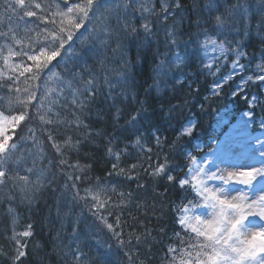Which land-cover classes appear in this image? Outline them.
<instances>
[{
	"label": "snow or ice",
	"instance_id": "snow-or-ice-1",
	"mask_svg": "<svg viewBox=\"0 0 264 264\" xmlns=\"http://www.w3.org/2000/svg\"><path fill=\"white\" fill-rule=\"evenodd\" d=\"M253 35L258 55L245 50ZM193 64L213 77L211 97L228 86L245 106L238 125L218 119L223 139L202 156L181 143L195 135L181 119L199 95L191 81L181 96ZM262 97L264 0H0V235L12 244L0 264H43L31 259L44 248L31 219L41 199L48 256L65 264H111L114 245L122 264L159 253L160 264H264ZM98 153L104 176L93 181Z\"/></svg>",
	"mask_w": 264,
	"mask_h": 264
},
{
	"label": "trees",
	"instance_id": "trees-1",
	"mask_svg": "<svg viewBox=\"0 0 264 264\" xmlns=\"http://www.w3.org/2000/svg\"><path fill=\"white\" fill-rule=\"evenodd\" d=\"M253 24H255V21H253ZM244 45H245V50L248 53H250V54L254 53L257 55L259 54V50L261 47L259 37L255 36V35L251 36L249 39L244 40ZM200 55H201V53H200ZM207 57H212L211 55H209V52L207 53ZM194 67H196L195 64H193L192 66H190L184 70L185 75L190 76L191 80L185 81V88H184L183 92L181 93V96H183L185 93L188 92V84L191 81H197L196 83H192L191 87L193 89H198L199 95L196 96L195 98L188 96V99H190L192 102L188 105V107H186L184 109V113H183V116L181 117V119L189 120L192 117L195 118V120H196L195 135H196L197 133H202L201 131H199L200 129H204L205 127H208V125H209L208 121L210 120V117H211L213 111H217L219 109L243 108L245 106H244L242 100L234 99L232 96H230L231 95V88H229L228 86L224 87V91L221 95L211 97L210 89L212 86L213 77L210 75L198 76L196 74V72H194V70H193ZM213 71H215V69H213ZM228 71H229V68H224V69H222L221 74L227 73ZM237 82H239V81H237ZM249 91H255V88H252ZM205 96H210V99L205 100L204 99ZM262 99H264V97H262ZM176 102H177L176 100L171 101V103H173V104ZM201 104H203V107H201ZM154 106L158 107V105H154ZM5 114H9V110L7 109V105H5ZM256 115H259V117L262 115V113L259 111V109L256 110ZM173 124L176 127L179 126L176 121H173ZM163 136L168 137L169 142H171V140L175 136V133L171 128H169L163 132ZM194 136L191 139H188L187 137H185V139L181 142L187 151L193 147ZM40 139L43 140L44 139L43 136H40ZM82 151L86 152V151H88V149L85 148ZM155 151H157V150L154 148L153 152L155 153ZM165 151H167V149H165ZM97 156L99 158L95 159L93 161V164H94L93 175H92L93 181H95L96 177H98V176H100V177L104 176V172L101 171L102 169L105 168V161L102 158L103 153H98ZM73 159H74V157H73ZM183 161L184 160L182 157L179 160H177L175 158L173 159V163H183ZM134 162H135V157H134ZM155 162H156L155 156H153V163H155ZM160 162H163V160L161 159ZM46 163H47V161H44V164H46ZM82 163H87V161H82ZM147 166H148L147 161H145L144 167H147ZM139 171L141 173H143L144 168H140ZM55 172H56V170L52 169L51 172L49 173V177H51L52 173H55ZM141 182L152 183V181L150 180V178L147 175H144L143 181H141ZM60 183L63 184V180H60ZM69 183H71V181H69ZM161 183H167V182L162 181ZM86 186H87L86 183L80 185L81 189H83ZM132 187H135V184H133ZM158 190L162 191L163 189L160 188ZM181 196H183V193L179 192L177 189H172L169 193V199L174 200L177 204H180V197ZM39 203H40V207L36 208L34 206L33 213L31 214V219L36 222V227H35L36 235H35V238L33 240V243H35L36 241H39L41 244L44 245V248H43L42 252H40V253H32L31 259L33 261H38L40 257H43L44 258L43 264H58V262H59V264H65L64 260L61 259L60 257H57L56 255L48 256V253H50L51 249H52V245L49 242L51 240V237L48 235L49 229L52 228V224L48 223V225L46 227H44L43 231H41V224L44 223V217H46L48 215V209L44 207L43 199H41L39 201ZM78 211H79V209H77V212ZM85 212H87V209H85ZM22 213H23L24 219L21 221L22 226L18 227L17 231L23 230V224L27 223V218L30 215L27 208H22ZM133 214H135L134 209H133ZM52 216L53 217L55 216V209L54 208L52 209ZM112 220H113V218L110 217L109 221L112 222ZM55 227L59 228V224H56ZM3 231H4L3 227L0 226V234H2ZM68 231L70 232L71 230L68 229ZM127 231H130V229L126 228L125 232H127ZM9 234H11V233H9ZM52 235H55V230H53ZM170 235H171V233H170ZM101 238L105 239V240L108 239V237L104 236L103 233H101ZM109 242L113 243V245H114V242H112V241H109ZM65 243H66V241H65ZM0 247H3L5 249H11L12 244H11V242L5 240L2 235H0ZM162 255H163V253H159L157 258L154 259L153 261H151V264H160L159 256H162ZM108 259L111 261V264H122L121 253H119L116 250L115 245L113 246V254H111L108 257Z\"/></svg>",
	"mask_w": 264,
	"mask_h": 264
},
{
	"label": "bare ground",
	"instance_id": "bare-ground-1",
	"mask_svg": "<svg viewBox=\"0 0 264 264\" xmlns=\"http://www.w3.org/2000/svg\"><path fill=\"white\" fill-rule=\"evenodd\" d=\"M232 96V95H230ZM244 108H230L228 110L223 111V116L227 115L228 118L237 115L239 112L243 111Z\"/></svg>",
	"mask_w": 264,
	"mask_h": 264
},
{
	"label": "rangeland",
	"instance_id": "rangeland-1",
	"mask_svg": "<svg viewBox=\"0 0 264 264\" xmlns=\"http://www.w3.org/2000/svg\"><path fill=\"white\" fill-rule=\"evenodd\" d=\"M239 150V149H238ZM210 162H211V160H210ZM56 170V169H55Z\"/></svg>",
	"mask_w": 264,
	"mask_h": 264
}]
</instances>
